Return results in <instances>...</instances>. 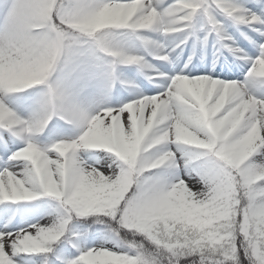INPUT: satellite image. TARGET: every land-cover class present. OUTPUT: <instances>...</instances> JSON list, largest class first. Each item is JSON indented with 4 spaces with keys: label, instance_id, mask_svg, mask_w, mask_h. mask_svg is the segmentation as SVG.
Masks as SVG:
<instances>
[{
    "label": "snow or ice",
    "instance_id": "snow-or-ice-1",
    "mask_svg": "<svg viewBox=\"0 0 264 264\" xmlns=\"http://www.w3.org/2000/svg\"><path fill=\"white\" fill-rule=\"evenodd\" d=\"M0 264H264V0H0Z\"/></svg>",
    "mask_w": 264,
    "mask_h": 264
},
{
    "label": "rangeland",
    "instance_id": "rangeland-1",
    "mask_svg": "<svg viewBox=\"0 0 264 264\" xmlns=\"http://www.w3.org/2000/svg\"><path fill=\"white\" fill-rule=\"evenodd\" d=\"M221 78H223V77H221Z\"/></svg>",
    "mask_w": 264,
    "mask_h": 264
}]
</instances>
